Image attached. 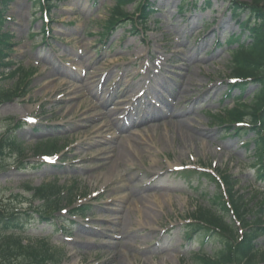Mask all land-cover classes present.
Segmentation results:
<instances>
[{
	"label": "rangeland",
	"instance_id": "obj_1",
	"mask_svg": "<svg viewBox=\"0 0 264 264\" xmlns=\"http://www.w3.org/2000/svg\"><path fill=\"white\" fill-rule=\"evenodd\" d=\"M148 1L155 14L146 26L124 21L104 39L116 0H53L49 13L35 0L7 4L10 70L32 77L26 98L0 105V136L8 130L26 149L22 164L16 156L1 164L0 200H27L25 185L72 193L56 222L36 220L24 233L60 251V264H196L202 249L211 256L213 248L183 233L191 212L210 208L217 172L233 176L250 206L254 197L264 202L251 136L225 135L211 117L232 106L224 99L234 49L227 42L241 34L239 22L225 1L210 0L209 10L205 0ZM256 90L249 86L244 98ZM49 140L60 149L36 155L35 145ZM258 245L264 252V236Z\"/></svg>",
	"mask_w": 264,
	"mask_h": 264
},
{
	"label": "trees",
	"instance_id": "obj_2",
	"mask_svg": "<svg viewBox=\"0 0 264 264\" xmlns=\"http://www.w3.org/2000/svg\"><path fill=\"white\" fill-rule=\"evenodd\" d=\"M35 1L42 12L49 13L54 7L51 0ZM219 1L228 5L232 19L239 22L241 34L232 35L227 42L234 49L231 50L229 67L231 82L224 99L232 100V106H224L211 117L214 124L225 127L226 135L251 136L246 146L253 145L254 177L264 184V0H251L248 4L238 0ZM8 2L10 0H0V105L27 97L32 77V72H26L23 67L10 70L13 66L8 57L14 46L13 38L10 32L2 30ZM128 4L136 6L132 15L124 11ZM193 4L195 6V2ZM203 5H206L203 9L211 7L210 0H205ZM149 6L148 0H116L109 17L103 22L102 38L114 34L124 21H129L133 30L146 26L154 14ZM241 16L244 18L240 22ZM242 36L245 39L242 40ZM7 80L15 82L8 88L2 87ZM252 85L257 90L245 99L244 95ZM235 91L239 95L233 98ZM51 141L35 145V154L57 152L60 148L57 149ZM11 156H16L22 164L26 149L7 130L0 136V167ZM212 181L216 193L210 208L200 207L191 212L183 233L185 240L192 242L200 238V247L214 249L211 256L202 249L196 257V264H264V252L258 245V239L264 236V202L254 197L250 201L253 206H250L244 196H238L232 175L217 172V178ZM23 188L31 194L27 200L19 195H11L7 201L4 200L6 203L0 200V264H60L63 259L60 251L50 247L46 239L27 241L24 233L28 225L36 220L41 223L56 222L55 213L63 203L72 205L73 195L71 193L66 197L67 191L55 183L39 187L25 185ZM24 203L28 205L24 207Z\"/></svg>",
	"mask_w": 264,
	"mask_h": 264
},
{
	"label": "bare ground",
	"instance_id": "obj_3",
	"mask_svg": "<svg viewBox=\"0 0 264 264\" xmlns=\"http://www.w3.org/2000/svg\"><path fill=\"white\" fill-rule=\"evenodd\" d=\"M195 28V24L193 23L192 24V30ZM110 112H115V108H113ZM105 114H107V113H105ZM185 121H184V119H182V117H180L179 119L177 118V120H176V124L177 125H181V124H183ZM187 131H184V135L187 137ZM188 139H189V142L191 143L192 141H196V140H194V138L192 139V138H190V137H187ZM186 141V140H185Z\"/></svg>",
	"mask_w": 264,
	"mask_h": 264
}]
</instances>
